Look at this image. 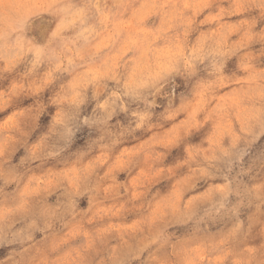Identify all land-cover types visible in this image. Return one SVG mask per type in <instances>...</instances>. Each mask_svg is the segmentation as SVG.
Masks as SVG:
<instances>
[{"label": "clouds", "instance_id": "9594fccd", "mask_svg": "<svg viewBox=\"0 0 264 264\" xmlns=\"http://www.w3.org/2000/svg\"><path fill=\"white\" fill-rule=\"evenodd\" d=\"M0 264H264V0H0Z\"/></svg>", "mask_w": 264, "mask_h": 264}]
</instances>
